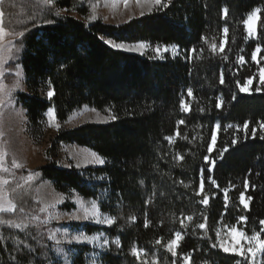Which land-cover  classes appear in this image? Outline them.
<instances>
[{
    "label": "trees",
    "instance_id": "16d2710c",
    "mask_svg": "<svg viewBox=\"0 0 264 264\" xmlns=\"http://www.w3.org/2000/svg\"><path fill=\"white\" fill-rule=\"evenodd\" d=\"M164 3L166 7L155 6L143 17L113 26L103 22L93 0H53L38 14L34 0H5V29L26 32L20 64L27 92L18 98L34 142L45 138L50 109L60 125L85 107L116 119L60 130L51 140L48 164L37 169V179L28 187L11 193L16 211L0 215V221L22 225L17 229L0 223V264H64L48 239L50 227L42 222L36 189L44 181L63 195L77 194L85 204L95 201L102 216L115 218L107 226H66L85 235L99 234L102 244L108 241L104 247L61 248L73 264H245L220 244L231 228L251 235L260 231L259 221L264 220V0ZM255 9H260V19L254 40L243 21ZM225 26L229 32L221 53ZM106 40L143 42L147 50L128 54ZM165 46L169 51H163ZM258 46L256 62L251 57ZM192 49L196 51L190 55ZM245 87L248 92L241 91ZM50 90L54 94L47 98ZM182 101L189 110L182 108ZM59 145L86 148L104 163L62 169L54 154ZM206 156L215 161L211 171ZM201 178L204 191L197 195ZM241 193L248 209L240 203ZM204 196L209 197L207 206L200 203ZM73 208L66 203L60 209ZM242 216L247 220L241 221ZM201 223L206 228L200 229ZM176 231L182 239L173 256L165 246ZM134 247L142 250L139 260L131 253Z\"/></svg>",
    "mask_w": 264,
    "mask_h": 264
},
{
    "label": "rangeland",
    "instance_id": "374dc122",
    "mask_svg": "<svg viewBox=\"0 0 264 264\" xmlns=\"http://www.w3.org/2000/svg\"><path fill=\"white\" fill-rule=\"evenodd\" d=\"M167 1L169 2L170 0H164V2ZM93 2L96 3V6L98 5L99 14L102 16L103 22L113 26H120L132 19L143 17L144 15L149 14L155 7L144 3L138 4L136 0H127V5L124 0H93ZM141 12L144 14L141 15ZM73 16L80 18L77 14H74ZM258 24L259 21L255 25V36L249 37L248 35L249 39H257ZM5 31L9 34L5 36L4 43L6 45L10 43L13 46L12 56L14 59L9 60V63L5 65L8 71L3 77H0V82L5 84L8 88H12L13 84L17 81V77L15 76L17 64L19 65L21 72L20 88L13 92L14 98L12 102L10 104H0V150L7 153L4 159V166L8 168L7 172L0 171V178L7 179L9 181L8 185L3 186V191H5L8 194V198L11 199L10 196L12 192L28 187L37 179V169L48 164L49 158L47 157V151L51 146V140L60 130H72L87 124L106 125L110 122V120L108 117L96 110L93 111V109L85 107L75 112L66 124L60 125L57 122L56 117L53 119L50 115H48V111L46 114L45 138L41 143L34 142L28 131V119L26 112L24 111L18 98L19 94L27 92L26 78L20 64L23 51L22 38L12 35L6 29ZM108 45L112 47L110 44ZM16 47L20 48L19 53L15 52ZM129 47H135L136 50H127ZM114 49L128 54L142 55L146 52L147 46L141 48L138 47V44H124V49ZM257 60L255 61L257 62ZM262 80L264 81V79ZM46 97L49 98L48 95ZM57 124L59 125L58 130L56 127ZM92 153L94 152L76 145H59L54 154L55 161L62 169H70L72 167L82 169L92 166H101L102 164L97 162L96 157H94ZM13 160L22 165V167H13ZM30 174L31 179L29 180L28 177ZM36 192L38 202L40 204V212L44 217L42 220L43 224L50 227L49 235L54 232L57 239L61 240L60 245H56L55 241L51 240L58 248L61 249L65 246L72 245L100 246L102 244L101 237L99 242L76 243L73 241L71 244L67 243V240L70 239L71 236L84 234L81 230L78 232L70 231L66 227L68 224L79 226H83L85 224L99 226L108 225L106 223H97L94 219L85 221L83 219L74 220L71 218L73 215H79L82 217L83 208L90 209L92 204H85L77 194L66 196L59 193L48 181L41 182L37 187ZM66 203L74 205V208L72 210H61V206ZM42 209L44 210L42 211ZM1 214L3 213H0V215ZM105 218L106 217L100 215L101 220ZM64 233H68V237H65ZM262 238H264V236ZM231 239L232 237L228 233L226 240L223 241V244L225 246H229ZM244 246L246 247L247 245L244 244ZM61 254L64 257L65 253H63V249H61ZM229 254L233 253L229 252ZM240 258L243 260L242 257ZM257 264H259V261Z\"/></svg>",
    "mask_w": 264,
    "mask_h": 264
},
{
    "label": "snow or ice",
    "instance_id": "6c2138e0",
    "mask_svg": "<svg viewBox=\"0 0 264 264\" xmlns=\"http://www.w3.org/2000/svg\"><path fill=\"white\" fill-rule=\"evenodd\" d=\"M125 4L127 5V0H124ZM136 2L139 3H144V4H148L151 6H160V7H166L167 5L164 3V0H136ZM5 0H0V77H3L5 75V73L8 71V69L5 67V65H7L9 63V60L14 59V57L12 56L13 53V46L9 43V44H5L4 43V38L6 35H8L9 33H6L5 31V27H4V17H5V12L2 10L3 6H4ZM34 3L38 6L37 8V14L39 13V10L44 9V8H48L49 6L52 5L53 0H34ZM14 6V5H13ZM95 7V6H94ZM151 10V9H150ZM224 14L225 17L228 14V10L227 8H225L224 10ZM260 13V9H255L253 10V12H251L250 14H248L247 19H245L243 21L244 26H245V30L247 31L249 37H253L255 36V25L257 24V22L260 19L259 16ZM59 12H56L55 15H59ZM144 13L141 12V15H143ZM33 19H35V15H33L32 17ZM91 19H96V17L93 15L91 17ZM46 23H52L51 20H45ZM34 27L36 25H33ZM30 31V29H29ZM229 29L227 26H225L223 28V33L225 35V40L221 41L219 48L221 53L224 52L225 50V44L227 42L226 38L228 35ZM12 35H16L19 36L21 38H23L26 35L25 31H19V32H13L11 33ZM106 43L110 44L113 48H117V49H124V44L123 43H115L113 41H106ZM146 45L143 42H139L138 47H145ZM213 51L216 48V45L214 44L212 46ZM127 50H136L135 47H129ZM20 48L16 47L15 48V52L19 53ZM155 51L157 52V54L159 55L161 53V48L159 46H157V48L155 49ZM164 52L169 51L168 46H165L163 48ZM190 51V55L192 53H195V49L189 50ZM261 51V48L258 46L255 51L252 53V60H257V54ZM178 54V53H177ZM227 57H225L226 59ZM238 60L243 62L244 57L240 56L238 57ZM63 67V65H62ZM15 76L17 77V81L13 84L12 88H8L5 84H3L2 82H0V104H4V103H11L13 100V92L20 88V77H21V72H20V68L19 65H16V69H15ZM261 78L264 79V70L261 71ZM251 80L248 81V84H251ZM220 83L223 84L224 83V78H223V73L220 74ZM241 91H248L247 87L242 88ZM53 91H48L47 95L49 98H51L53 96ZM187 95L189 97H191L193 95L192 89H188L187 91ZM233 99H235V97H233ZM222 98L220 99V101L218 103H216V107L220 108L222 106ZM181 106L182 108H184V110H189L188 106L186 104H184V102H181ZM93 111H95V109H93ZM48 115H50L53 119H55L54 116V112L53 110H49ZM108 119H112L115 120L116 117L115 116H110L108 117ZM179 123H184L183 121H180ZM57 130L59 129V125H56ZM217 128H219V125L216 126ZM261 129H264V122H261L260 124ZM244 129L247 132L248 130V122L244 123ZM252 136L255 137L256 134V129L253 128L252 130ZM178 134V133H177ZM264 138V137H262ZM165 139H168L169 141L171 140V137H166ZM216 142V133L213 132L212 134V144L214 145ZM237 143L236 140L232 141V144ZM209 152L212 151V146H209ZM227 147H225L223 149V151H227ZM7 153L3 150H0V171L3 172H7L8 168L4 166V159L6 157ZM92 155L94 157H96L97 162L103 164L104 160L100 157L97 156L96 153H92ZM182 159V157H180ZM205 162L210 164L209 167V171H211V168L214 167L215 165V161H209L208 157L206 156L205 158ZM12 166L15 168H21L22 165H20L19 163H17L15 160L12 161ZM28 179H31V174L29 175ZM211 183L213 185H216L215 180H212ZM9 184V181L7 179H3L0 178V213H12L16 211V204H14L12 202L11 199L8 198V194L3 191V186H6ZM218 187V185H216ZM245 188L248 187V182L245 181ZM200 191L197 193V195H200L201 193H203L204 191V180L203 178H201L200 181V185H199ZM249 200L251 199V197L248 198ZM82 203V202H81ZM201 204L207 206L209 203V197L208 196H204L201 201ZM240 203L243 204L245 209L249 208V204L245 201V197L244 194L241 193L240 195ZM225 206H227V196H225ZM44 209H42L43 211ZM100 212L99 209L97 208V205L95 203V201H93L91 208H83V216H79V215H73L71 218L74 220H80L83 219L85 221L89 220V219H94L95 222L97 223H106L108 225H111L115 222V218H105L103 220L100 219ZM134 219V218H133ZM187 219L189 221L192 220V216H188ZM206 219V218H205ZM241 221H246L247 217H240L239 218ZM0 223H4V224H8L11 227L14 228H22V225L19 223H15L13 221H0ZM183 223V221L181 222ZM149 221L145 220V227H148ZM259 224L262 226L260 231H255L253 230L251 235H248L246 232L241 231L238 227H234L231 228L229 230V234L232 237V239L229 242V246H225L223 243L220 244V247L222 248V250L226 253H233L235 255H238L240 257L243 258V260L245 261V264H257V262L259 261V264H264V238H262V233H264V220H260ZM26 227V226H23ZM198 227L200 229H204L206 228V224L205 223H201L198 225ZM65 237H68V233H64ZM175 239H172L168 242V244L165 246L166 250L168 252H171L173 256L176 255V252L174 251V249L178 246V241L180 239H182V233L180 231H176L175 232ZM219 235V234H217ZM48 239L50 240H54L56 245H60L61 244V240L57 239L56 234L53 232L49 235ZM100 240V236L99 234L97 235H85V234H79V235H74L71 236L70 239L67 240V243L71 244L73 241H75L76 243H93V242H99ZM244 242V243H241ZM116 243L118 244V241H116ZM108 241L107 239H105L103 241V244H101V247L107 246ZM156 244H161V240L157 239L156 240ZM244 244H246L247 246L245 247ZM26 248H28L27 245H25ZM212 247H216L215 244L212 245ZM29 251H31V249H28ZM142 250L137 249V248H132L131 249V253L133 256H135L138 260H139V256H140V252ZM57 252H61V249L57 248ZM71 252V249H69V253ZM64 264H73V262L70 259V256L68 253L64 254ZM153 264H156V262L154 261Z\"/></svg>",
    "mask_w": 264,
    "mask_h": 264
}]
</instances>
